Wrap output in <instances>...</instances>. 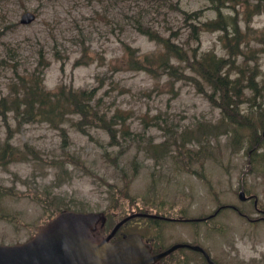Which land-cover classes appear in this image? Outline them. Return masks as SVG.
<instances>
[{
	"label": "rangeland",
	"instance_id": "obj_1",
	"mask_svg": "<svg viewBox=\"0 0 264 264\" xmlns=\"http://www.w3.org/2000/svg\"><path fill=\"white\" fill-rule=\"evenodd\" d=\"M208 4L207 0H0V96L7 93L15 68L27 72L38 64L44 69L47 89L55 90L61 83L95 88L101 110L121 113L124 118L116 126L130 130L129 137L112 144L101 127L87 126V132L76 128L78 115L69 116L61 128L47 121L18 127L14 119L0 118V140L11 136L21 152L13 162L0 164V190L9 194L0 198V210L17 220L0 217V242L27 239L46 219L47 203L77 211L108 208L115 223L122 217L115 203L123 202L117 189L126 185L135 199L126 215L151 200L165 206L151 211L178 218L206 217L222 207L208 220H164L154 227L146 219H132L122 230L146 236L157 231L162 245L198 242L222 264H264V214L253 199L239 197L244 186L246 195L258 196L264 210V168L249 164L250 146L232 144L220 108L195 82L163 69L148 71L125 63L127 45L136 57L160 49L139 28L150 26L182 42L189 33L182 10ZM26 11L36 14L30 23L21 22ZM206 14L214 16L211 9ZM251 28L255 34L264 32V13L253 16ZM255 34L250 37L258 58L257 100L264 105V40H254ZM207 49L226 54L217 31L202 33L200 50ZM248 107L254 105L245 101L242 108ZM125 172L126 177L135 173L134 178L125 180ZM184 255L202 264L199 255Z\"/></svg>",
	"mask_w": 264,
	"mask_h": 264
},
{
	"label": "trees",
	"instance_id": "obj_2",
	"mask_svg": "<svg viewBox=\"0 0 264 264\" xmlns=\"http://www.w3.org/2000/svg\"><path fill=\"white\" fill-rule=\"evenodd\" d=\"M207 1V8L214 11L213 17L207 16L204 8L182 10L184 21L189 26L188 36L182 42H176L172 35H164L150 26L146 29L139 28L160 49L152 54H138L139 57H136L134 48L127 45L125 63L132 68L148 71L163 69L171 76L195 82L208 100L220 108L224 119L222 122L231 129L232 144L245 143V147L250 146V164L264 168V105L257 100L261 95L257 80L258 58L251 46L250 37L255 34L251 28L253 16L264 13V0ZM203 31H219V39L226 54L218 55L213 49L200 50ZM255 37L254 40L263 41L264 32L255 34ZM193 42L197 44L194 45ZM239 58L242 60L239 61ZM251 60L254 61L253 64H250ZM44 75L41 66L27 72L14 69L9 92L0 96V117L3 120L7 121L10 117L18 127L23 123L47 121L54 127L61 128L69 116L78 115L79 119L73 122L76 128L87 132V126L101 127L110 135L112 144L118 143L120 137L130 136V130L124 125L121 128L116 126L118 119L124 118L121 113L108 114L101 110L95 88H73L61 83L56 90H49L45 86ZM248 91L252 94L249 95ZM245 101L254 107L244 110L242 104ZM10 137L0 140V164L3 165L13 162L21 153L10 142ZM29 151L31 152L30 149ZM22 152L27 154L24 150ZM131 175L133 179L135 173L132 172ZM128 177L125 172V180ZM117 192L123 199L122 203H115L118 209L125 210L134 203L135 199L128 194L126 185L118 188ZM58 205L57 209L61 210V205ZM53 206L54 203H47L44 208L51 209ZM53 214L51 212L48 218ZM10 215L11 212H0L1 218L11 219Z\"/></svg>",
	"mask_w": 264,
	"mask_h": 264
},
{
	"label": "water",
	"instance_id": "obj_3",
	"mask_svg": "<svg viewBox=\"0 0 264 264\" xmlns=\"http://www.w3.org/2000/svg\"><path fill=\"white\" fill-rule=\"evenodd\" d=\"M33 18V13L26 12L22 21L30 22ZM239 195L246 197L243 188ZM103 216V212H62L33 239L22 244H0V264H152L182 245L202 251L210 264H218L199 244H176L153 255L139 234L127 235L115 243L108 241L126 219L106 238L95 236L92 229Z\"/></svg>",
	"mask_w": 264,
	"mask_h": 264
},
{
	"label": "flooded vegetation",
	"instance_id": "obj_4",
	"mask_svg": "<svg viewBox=\"0 0 264 264\" xmlns=\"http://www.w3.org/2000/svg\"><path fill=\"white\" fill-rule=\"evenodd\" d=\"M179 250H181V249H179ZM178 252V251H177ZM185 264H187V261H186V263Z\"/></svg>",
	"mask_w": 264,
	"mask_h": 264
}]
</instances>
